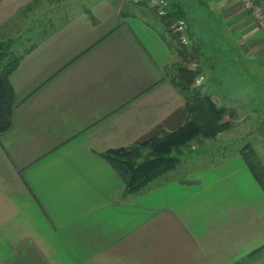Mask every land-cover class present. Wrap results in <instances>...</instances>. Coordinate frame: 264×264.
<instances>
[{
	"label": "crops",
	"instance_id": "1",
	"mask_svg": "<svg viewBox=\"0 0 264 264\" xmlns=\"http://www.w3.org/2000/svg\"><path fill=\"white\" fill-rule=\"evenodd\" d=\"M130 1L0 0V44L23 48L0 132V254L20 264H264V194L239 151L249 143L264 166V96L253 90L254 107L238 109L250 112L247 135L231 120L137 193L101 157L186 117L167 76L172 39L148 0ZM195 4L183 6L184 23L202 79L263 80L264 92V26L239 0ZM223 96L212 98L235 110L240 100Z\"/></svg>",
	"mask_w": 264,
	"mask_h": 264
},
{
	"label": "trees",
	"instance_id": "2",
	"mask_svg": "<svg viewBox=\"0 0 264 264\" xmlns=\"http://www.w3.org/2000/svg\"><path fill=\"white\" fill-rule=\"evenodd\" d=\"M160 15L166 32L171 36L170 45H173L179 58L187 53L185 44L178 41V32H170V26L177 21L185 20V11L178 1L168 2ZM194 52H199L195 44L189 45ZM21 55H14L4 44H0V132L10 125V116L14 102L13 89L9 82V75L17 67ZM199 72L181 64H173L167 72L169 81L177 87L184 97V123L172 131L156 130L147 138L129 146L110 148L102 153L116 171L124 184L125 194H134L144 189L152 181L160 178L168 171L176 169L180 159L178 153L183 147L198 138H213L218 133L231 128L230 111L217 105L212 96L202 91L201 87L194 86L196 75ZM241 156L261 187L264 194V167L249 143L240 148Z\"/></svg>",
	"mask_w": 264,
	"mask_h": 264
},
{
	"label": "rangeland",
	"instance_id": "3",
	"mask_svg": "<svg viewBox=\"0 0 264 264\" xmlns=\"http://www.w3.org/2000/svg\"><path fill=\"white\" fill-rule=\"evenodd\" d=\"M128 1H130V0H124V4ZM180 1L182 2L183 6L186 8V10L189 11V9H190V12L193 11L192 9H194L198 6L197 4H195V0H180ZM131 2H133V1H130V3ZM160 2H161L160 0H148L147 5H146L147 10H150L151 13L155 14V16L158 20H160V15H161L160 10L162 9V6H159ZM163 8H165V6ZM162 11L165 12L164 9ZM164 12L162 14H164ZM175 23L176 22H174L170 26V30H171L170 32H172V34L174 32H176ZM184 25H185V23H184ZM184 25H183V28L181 30L177 31L178 32V35L176 37L178 39V40H176L177 42H175L173 40V43L177 45L178 41H180L182 44H185V46L188 48V49H186L187 53L184 52V54L182 55V57H183L182 59L178 57L177 61L174 64H181L182 66H186V67H189L191 69L197 70L199 73L196 75L194 86L201 87L202 91L207 92V94H210L211 96L213 94H217V92L220 91L221 93H224L223 97L225 99L231 100V97L235 96V95H231V93H237L238 92V94L235 97H237L240 100V102L238 104L234 105L235 110H229L231 113V116H226L225 119H230V121L234 120V122L237 123L236 126H234V129L237 130V134L242 135V133H244L245 135H247L245 133L248 129L246 117L250 116L249 115L250 112L239 111L238 109L239 108L251 109V107H254V105H251L248 102L252 97L251 92H253V90L255 92V94H253V96H256L257 98H262L264 96V92L262 89L263 80H246V79L230 80L227 78H222L220 83H218L219 80L212 79L213 77H210V76H213V75L209 72L206 73V78H205V80H203L201 77V75L205 74L204 70H202L203 61H202V59L200 60L199 52H194L192 49H190V47H189V45H191L190 38H189L190 36L188 34L186 26H184ZM164 31H165V29H164ZM166 33L169 35L168 32H166ZM169 37L171 39L170 35H169ZM7 47L10 49V51L14 55H18L21 52V50L23 49V48H17V47H13V46H7ZM221 51L223 52V49L219 48L218 52H217V58L216 59H218V61L220 62V66H222V67H224L226 65L228 66L229 64L228 63L226 64V62L229 61V59L225 58V56L222 57L223 54L221 55ZM218 57H220V58H218ZM202 82L205 85H203ZM200 83H201V85H200ZM205 86H208V89L204 90ZM217 98H218V96H217ZM239 141L240 140H238V142L233 143V147L236 145H242L243 143H245V141H247V138L244 136L243 140L240 142ZM260 162H261V160H260ZM261 164L263 165V162H261ZM21 258H22V256H7L5 254H0V264H14V263L20 264Z\"/></svg>",
	"mask_w": 264,
	"mask_h": 264
},
{
	"label": "built area",
	"instance_id": "4",
	"mask_svg": "<svg viewBox=\"0 0 264 264\" xmlns=\"http://www.w3.org/2000/svg\"><path fill=\"white\" fill-rule=\"evenodd\" d=\"M159 6H162L160 10V14L164 6L166 7L168 4V0H160ZM243 9L248 14L249 18L253 21V23L258 27L264 26V0H239ZM162 3V4H161ZM184 21H177L175 23V30L179 31L183 28ZM185 26V25H184Z\"/></svg>",
	"mask_w": 264,
	"mask_h": 264
},
{
	"label": "water",
	"instance_id": "5",
	"mask_svg": "<svg viewBox=\"0 0 264 264\" xmlns=\"http://www.w3.org/2000/svg\"><path fill=\"white\" fill-rule=\"evenodd\" d=\"M0 85H1V76H0Z\"/></svg>",
	"mask_w": 264,
	"mask_h": 264
}]
</instances>
